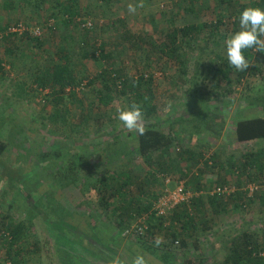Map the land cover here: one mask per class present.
I'll use <instances>...</instances> for the list:
<instances>
[{
    "label": "rangeland",
    "instance_id": "1",
    "mask_svg": "<svg viewBox=\"0 0 264 264\" xmlns=\"http://www.w3.org/2000/svg\"><path fill=\"white\" fill-rule=\"evenodd\" d=\"M183 1L110 0L109 3H104L102 0H80L82 13L79 14L78 20L91 21L98 44L102 41L108 42L113 48L116 38L111 37H117V34L111 29L110 21L114 17L126 18L135 32L148 30L156 41L161 43L169 27L168 18L174 17L178 26L200 21L215 22L218 14L225 9L224 5L218 7L214 0H208L207 3L205 0H200L196 3V13L187 14L183 12L182 7L187 5L188 0L181 3ZM53 2L55 3V0H49L47 4L43 3L42 10L39 11L33 6L23 10L24 12L19 10L11 12L4 9L3 0H0V23L13 24L21 17L26 20L30 30L40 27L43 31L41 38L45 41L46 48L55 54L59 42L62 41L60 32L51 31L52 28L46 27L44 21L49 18L50 12L54 9ZM129 3L136 5L135 13L128 11ZM180 3L184 5L181 7ZM228 12L230 13L229 8ZM225 21L227 22L225 28L229 31L226 36L229 38L235 33V26L233 27L230 23V21L233 22L230 15ZM224 36L225 34L222 37ZM78 38L83 37L79 35ZM203 40L192 54L201 55L200 73L214 66V62L217 61L216 53H226V44L214 46L208 38L205 37ZM0 42L4 41L0 40ZM22 44L25 45V42ZM4 45V43L0 45V56L5 59L7 69L0 75V136L7 142L8 150L0 156L2 160L0 162V211L14 216L16 220H31L34 231V237L31 240H40V243H44V245L41 243V247L44 248L41 254L25 255L27 264H111L114 258H119L124 264H131L138 253L146 256L148 264H164L150 251L151 249L147 248V246L153 249L158 247L151 241H147L146 245L144 241L130 238L129 235H125L126 230L122 233L124 236L122 241L116 225L117 219L115 220L114 216L107 218L108 215L105 212H96L91 206L98 207L95 200L96 193L93 190L90 191L91 184L88 180L80 181L71 176H65L71 152H74L73 150L77 153L86 152L85 144L91 146V158L95 162L102 163V168L108 165L110 169H116L123 165H130L133 168H131L132 174L143 176L150 167L138 153L135 131L127 133L128 128L116 116H113L117 119L112 123L107 117L103 119L93 114L88 123L80 125V128L86 129L85 134L72 130L68 125H64L65 128L62 130H58L53 123L44 125V122H48L43 120L44 116L53 111L50 100L55 94L48 89L37 87L32 82V74L36 67L31 61L32 56L38 58L39 54L43 56L44 52L34 47L27 51V57H21L19 52L10 57ZM199 48L203 50L199 52ZM116 51L114 61L124 66L126 72L154 73L159 105L156 117L160 118L157 121L163 122V126L169 124L167 119L181 121L174 126L179 133L177 132L178 136L170 146V153L166 156L173 159L180 153L186 154L185 151L189 148L194 150L195 155L201 154L190 171H186L189 161L185 158L178 161L177 173L172 171L170 172L172 174H169L172 177L169 187L176 186L177 176L182 170L187 172L188 176L180 180H183L186 187L195 195L193 198L212 194L211 191L218 187L226 189L224 193L216 194L227 201L233 198L232 194L239 188L245 190L247 198L255 194V190L251 189L253 186H258V189L264 193V174L259 176L260 179L249 180L241 187L238 185V174L233 172V169L207 170L203 180L201 179V182H205L204 188H191L193 185L190 180L191 175L199 173L198 168L204 166V158L220 153L222 160L226 162L234 156H239L242 150L257 149L264 145V140L248 144L238 143L234 135L238 119L264 115V74L252 72L250 64V68L241 79H238L237 72L233 73L232 86L221 78L216 79L222 89H228L225 97H216L213 94L208 96V92H217L219 87L213 85V77L205 81L200 80L201 82L197 85L192 84L195 70L194 58L189 65L190 71L180 74L170 62H166L162 54L156 52L154 47L149 48L150 53L147 57H142V60L141 56H138V50L135 49L134 52L128 44L121 48L119 46ZM190 51L193 50L190 48ZM147 58L151 66L147 65ZM40 61H42L41 58ZM86 67L85 75L89 77L99 71V66L94 59H89ZM86 82L87 80H84L77 86L76 91L79 97L87 95L90 99L91 90L82 87ZM202 93L205 94V99L201 98ZM85 102L89 103L88 100ZM113 106L115 112L120 108L128 107L122 97L115 100ZM104 109L106 108L95 107L94 110L97 114H103ZM111 113L116 115L114 111ZM53 129H56L57 133L53 132ZM56 151L61 153L58 157L55 154ZM169 175H163V177L161 173L158 174L161 181L156 188H159V192L165 186ZM220 175L228 181L223 183L218 181ZM65 185L68 186L65 187ZM134 191L133 193L138 192L137 189ZM77 198H81L83 202ZM80 201L83 206L73 208ZM90 208L91 211L93 210V215H90L92 213L88 210ZM80 209L85 210L83 211L85 215H81ZM167 215L169 217V213ZM84 220L93 221L92 226H95L93 223L96 222L97 229L90 226L84 228ZM137 220L133 219L130 227ZM216 222L213 228L206 231L201 229L194 233V236L189 238V246L186 249H178L179 255L176 260H183L192 255L200 257L205 264H220L227 251L226 240L240 228L242 223L259 227L264 224V205L257 200L243 210L218 217ZM76 232H79L81 236ZM196 237L199 238L197 243L194 241ZM108 245H112L113 248L110 250ZM161 249L158 254H167V247L163 246ZM4 250L0 244L1 264H4V260L7 259ZM6 264H9V261Z\"/></svg>",
    "mask_w": 264,
    "mask_h": 264
},
{
    "label": "trees",
    "instance_id": "2",
    "mask_svg": "<svg viewBox=\"0 0 264 264\" xmlns=\"http://www.w3.org/2000/svg\"><path fill=\"white\" fill-rule=\"evenodd\" d=\"M48 1L3 0V7L11 12L15 10L24 12L26 9L35 6L34 9L37 8L39 11L42 10L43 3L47 4ZM102 1L104 3L110 2V0ZM198 1L200 0H188V2L186 0L187 5L181 4L185 2L184 0L180 3V6L184 5L181 6L184 13L193 12L195 14ZM214 1L218 7L224 5L225 8L224 12L218 14L215 22L200 21L178 26L175 23V18L170 17L168 18L169 27L165 32V39L161 43L157 42L148 30L135 32L126 18L114 17L110 21V25L111 29L115 30L117 37H111L116 38V43L111 48L108 42L102 41L98 44L94 37L95 30L91 21V24H89L88 20H78L79 14L82 13L80 0H55V3L53 2L54 9L50 12L49 18L44 20L46 27L52 28L51 31L60 32L62 41L59 42L55 54L46 48L43 38L36 35L33 29L30 30L26 20L21 19V17L13 24L23 23L25 28L21 32H10L8 36L6 32L13 24L0 23V33L2 34L0 40L4 41L0 42V45L1 43L5 44V51L10 57L17 52L20 53L21 57H27V51L34 47L44 52V55L39 54L40 57L38 58L31 57V61L35 63L36 67L35 72L32 74V82L37 87L44 90L48 89L55 94L50 100L53 104V111L44 116L43 120L48 121H43L44 125L53 123L58 130H62L65 128L64 125H68L71 126L72 130L85 134L86 129L80 128V125L88 123L87 121L93 115H98L103 119L107 117L112 123L117 119L118 114L115 112L113 104L118 98L122 97L128 107L132 104L141 106L144 114L142 120L145 128L144 134L141 135L136 130L129 129H127V133L135 131L138 153L150 167L143 176L132 174L131 170L133 168L130 165H123L116 169H110L108 165L102 168V163L95 162L91 158V146L88 144L84 145L87 146L85 148L86 152L77 153L75 150L71 152L65 176L90 182V191L93 190L96 193L95 200H97L98 207L91 206L96 212H105L108 215L107 218L114 216L115 220L117 219L116 225L119 228L122 241L124 239L122 233L130 228L133 219L144 217L148 225L145 233L135 234L130 232L129 237L144 241L146 245L148 244L147 241L155 244V241L161 238L158 247L153 249L147 246V248L151 249L150 251L164 264H205L200 257L192 255L183 260H176L177 255H179L178 249H186L189 246V238L194 236V233L201 229L206 231L213 228L217 224L218 217L229 212L243 210V208L255 203L257 200H260L264 205V193L257 189L255 194L247 198L245 190L239 188L236 193L232 194L233 198L228 201L221 198L219 194L202 195L193 198L189 204L176 206L169 212V217L168 215L157 214L153 208V203L165 188V186L162 189L160 188V192L159 188H156V185L161 181L158 174L169 175L172 174L170 173L172 171L177 173L178 161L184 158L189 161L186 171H190L198 162L201 154L195 155V152L187 149L186 154L180 153L173 159L167 157L171 151L169 150L170 146L178 136V131L176 132L174 126L181 121L167 119L169 124L165 126H163V122L159 123L160 121L157 120L160 118L157 119L156 117L159 105L157 104L154 73L139 71L132 74L126 72L124 66L114 61V55L119 46L121 48L123 45L128 44L134 52L135 49L138 50V56H141L142 60V57H147L150 53L149 48L154 47L156 52L162 54L166 62H170L180 74H186L190 71L189 65L194 58L195 70L192 84L197 85L199 82L213 77V85L219 87V90L217 92H206L207 95L213 94L216 97H225L228 89H222L216 79L221 78L232 86L233 73L237 72L238 79H241L250 67L245 71H237L229 64L226 53H216L217 61L214 62V66L200 73L201 55L199 53L197 55L192 54L205 37L211 40L210 42L214 46L225 44L228 38L226 35L229 33L225 28L227 26L225 19L228 15L233 18V22L230 21V23L233 24V27L235 26V32L239 31L241 11L246 7H264V0ZM205 2L207 3L208 0H205ZM224 34L225 36L222 37ZM79 35H82L83 38L79 39ZM23 42H25V45L22 44ZM190 48L193 51H190ZM201 50L203 48H199V52ZM144 54L145 56H143ZM245 55L252 66V72L260 75L264 74V51L247 49ZM40 58L42 61H40ZM89 59H94L96 65L99 66V71L92 77L85 75ZM146 60L148 61L147 65L151 66L149 59ZM6 64L5 59L0 56V75L4 74L7 69ZM204 66L206 67L205 64ZM84 80H87V82L82 87L91 90V92L88 90L90 99L87 95L84 96L86 98L79 97L76 91L77 86L81 85ZM228 88L230 89V87ZM18 95L22 96L20 93ZM204 97L205 94L202 93L201 98L205 99ZM87 100L89 103L85 102ZM95 107H105L107 110L104 109L103 114H97L94 110ZM111 111H114L116 115H112ZM113 116L116 117L113 118ZM52 131L55 132L56 129ZM234 135L238 143L248 144L257 140H264V115L238 119L235 124ZM7 150L8 144L0 136V156ZM55 154L58 157L61 153L56 151ZM51 160L53 159L51 158ZM203 160L205 161V167H199L200 172L191 175L190 180H192L193 185L191 188H204L203 184L205 182H201L204 173L209 169L216 170L217 168L223 170L233 169L232 171L238 174V185L241 187L249 180L260 179L259 176L264 174V145L257 149L242 150L239 156H234L226 162L222 160L220 153H215L210 158H204ZM199 162L201 165V160ZM5 165L7 166V164ZM178 175L176 181L188 176L187 172L182 170ZM218 179L222 183L228 181L222 175ZM67 186L65 185V187ZM135 189L138 192L133 193ZM143 197H146L147 200ZM77 199L81 200V198ZM81 201L83 202V200ZM81 201L73 208L77 209L83 206ZM84 209L79 210L82 216L85 215ZM88 210L91 211V208ZM91 212L90 215H93V210ZM83 222L85 223L84 228L89 226L95 228L97 224L95 222L93 223L95 226H92L93 221L91 220H84ZM32 227L31 220H16L14 216L3 214L0 211V244L5 249L4 252L7 258L4 260V264L7 261H9V264H27L26 254H41L44 249L41 247L42 242L31 240L34 237ZM80 229L82 230V226ZM76 234L81 236L83 232L81 231V234L76 232ZM148 238L149 240H147ZM198 240L199 238L196 237L194 241L197 243ZM42 244L44 245V243ZM163 246L168 248L167 254H158ZM196 246L198 245L196 244ZM225 246L227 251L220 264H264V224L259 227L258 225L242 223L240 228L226 240ZM108 247L110 250L113 248L112 245H108Z\"/></svg>",
    "mask_w": 264,
    "mask_h": 264
},
{
    "label": "clouds",
    "instance_id": "3",
    "mask_svg": "<svg viewBox=\"0 0 264 264\" xmlns=\"http://www.w3.org/2000/svg\"><path fill=\"white\" fill-rule=\"evenodd\" d=\"M128 11L135 13L136 5L129 3ZM240 30L233 33L225 42L226 55L229 64L237 71H245L250 67L245 55L247 49L264 51V7H246L239 16ZM118 119L129 130H136L143 135L145 128L142 124L143 110L141 106L132 104L130 107L117 110ZM160 240L155 244L159 245ZM111 264H124L119 258H114ZM131 264H148L144 254L138 253Z\"/></svg>",
    "mask_w": 264,
    "mask_h": 264
},
{
    "label": "built area",
    "instance_id": "4",
    "mask_svg": "<svg viewBox=\"0 0 264 264\" xmlns=\"http://www.w3.org/2000/svg\"><path fill=\"white\" fill-rule=\"evenodd\" d=\"M89 24H91L90 21H88ZM25 28L23 23L19 24H13L9 27V30L6 32V34L13 32V31H22ZM33 32L41 36L42 35V29L40 27H34ZM0 36L2 37V34L0 33ZM172 181V177H167L165 188L163 189V192L157 199V201L154 203V209L156 210L157 214L160 215H167L173 208H175L178 205L181 204H189L193 197L195 196L187 187L183 180H177L176 186L174 188L169 187V184ZM258 186L251 187L252 190L258 189ZM225 188L218 187L211 191L212 194L225 192ZM147 223L145 222V218L141 217L139 218L128 230L125 231V235H129L130 232H134L135 234H144L147 229ZM178 242V241H177Z\"/></svg>",
    "mask_w": 264,
    "mask_h": 264
},
{
    "label": "crops",
    "instance_id": "5",
    "mask_svg": "<svg viewBox=\"0 0 264 264\" xmlns=\"http://www.w3.org/2000/svg\"><path fill=\"white\" fill-rule=\"evenodd\" d=\"M189 151L194 152V150H191V148H189ZM162 176H163V175H162ZM164 176H167V175H164ZM164 176H163V177H164ZM164 181H165V180H164ZM163 184H164V183H163ZM170 185H171V184H170Z\"/></svg>",
    "mask_w": 264,
    "mask_h": 264
}]
</instances>
